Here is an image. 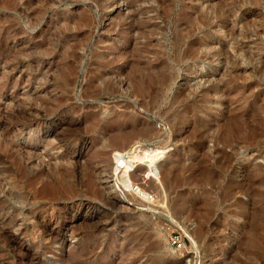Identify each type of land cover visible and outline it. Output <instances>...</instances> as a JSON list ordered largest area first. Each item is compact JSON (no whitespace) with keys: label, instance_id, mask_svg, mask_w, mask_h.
<instances>
[{"label":"rangeland","instance_id":"374dc122","mask_svg":"<svg viewBox=\"0 0 264 264\" xmlns=\"http://www.w3.org/2000/svg\"><path fill=\"white\" fill-rule=\"evenodd\" d=\"M0 264H264V0H0Z\"/></svg>","mask_w":264,"mask_h":264},{"label":"built area","instance_id":"2783aa9c","mask_svg":"<svg viewBox=\"0 0 264 264\" xmlns=\"http://www.w3.org/2000/svg\"><path fill=\"white\" fill-rule=\"evenodd\" d=\"M135 188H139V186L136 185ZM170 241H171V244L176 245V246H181L183 244L182 236L175 232L170 233Z\"/></svg>","mask_w":264,"mask_h":264},{"label":"bare ground","instance_id":"6f19581e","mask_svg":"<svg viewBox=\"0 0 264 264\" xmlns=\"http://www.w3.org/2000/svg\"><path fill=\"white\" fill-rule=\"evenodd\" d=\"M45 187H47V189H52V188H55L53 185H49V184H47ZM55 190H56V188H55ZM54 189H53V191H55ZM48 191V190H47ZM52 192V191H51Z\"/></svg>","mask_w":264,"mask_h":264}]
</instances>
